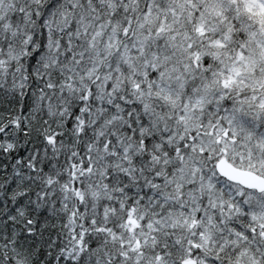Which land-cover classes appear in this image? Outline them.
<instances>
[{"label": "snow or ice", "instance_id": "1", "mask_svg": "<svg viewBox=\"0 0 264 264\" xmlns=\"http://www.w3.org/2000/svg\"><path fill=\"white\" fill-rule=\"evenodd\" d=\"M0 264H264V0H0Z\"/></svg>", "mask_w": 264, "mask_h": 264}]
</instances>
